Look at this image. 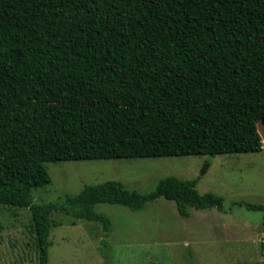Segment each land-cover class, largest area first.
<instances>
[{"label": "trees", "instance_id": "trees-1", "mask_svg": "<svg viewBox=\"0 0 264 264\" xmlns=\"http://www.w3.org/2000/svg\"><path fill=\"white\" fill-rule=\"evenodd\" d=\"M259 122L264 0H0V248L2 206L31 211L39 264L56 213L109 233L98 204L225 212L175 176L149 193L85 185L62 203L35 204L33 190L52 183L48 163L261 153Z\"/></svg>", "mask_w": 264, "mask_h": 264}, {"label": "rangeland", "instance_id": "rangeland-1", "mask_svg": "<svg viewBox=\"0 0 264 264\" xmlns=\"http://www.w3.org/2000/svg\"><path fill=\"white\" fill-rule=\"evenodd\" d=\"M258 132L264 143V127ZM52 183L33 190L35 204L62 203L85 185L119 181L130 190L152 192L159 181L175 176L198 181L201 194L224 198L225 212L190 209L180 216L174 201L160 198L140 211L98 204L103 224L56 213L49 264H264V212L233 206H264V148L261 153L181 156L48 163ZM4 226L0 264H39L29 209L2 206ZM75 224L73 225V223Z\"/></svg>", "mask_w": 264, "mask_h": 264}]
</instances>
